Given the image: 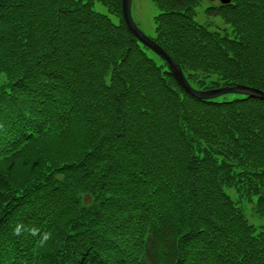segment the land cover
I'll return each mask as SVG.
<instances>
[{
  "label": "trees",
  "instance_id": "trees-1",
  "mask_svg": "<svg viewBox=\"0 0 264 264\" xmlns=\"http://www.w3.org/2000/svg\"><path fill=\"white\" fill-rule=\"evenodd\" d=\"M152 1L193 87L264 90V0L209 2L222 30ZM228 94L189 93L123 0H0V264H264L230 193L264 217V99Z\"/></svg>",
  "mask_w": 264,
  "mask_h": 264
},
{
  "label": "rangeland",
  "instance_id": "rangeland-1",
  "mask_svg": "<svg viewBox=\"0 0 264 264\" xmlns=\"http://www.w3.org/2000/svg\"><path fill=\"white\" fill-rule=\"evenodd\" d=\"M209 2L215 5L220 4L219 0H202L196 8L195 19L202 24H206L211 29L222 30L226 24L221 16L209 14L206 11ZM96 8L108 13L106 7L100 3L96 4ZM132 13L136 23L142 31H144L148 36L156 35L155 17L160 13V10L152 0H133ZM221 97L232 99L235 95L226 94ZM230 193L235 200L239 201V204L244 208L249 220L256 225L257 230H264V217L255 212L254 204L245 199L239 200V196L234 189H230Z\"/></svg>",
  "mask_w": 264,
  "mask_h": 264
},
{
  "label": "water",
  "instance_id": "water-1",
  "mask_svg": "<svg viewBox=\"0 0 264 264\" xmlns=\"http://www.w3.org/2000/svg\"><path fill=\"white\" fill-rule=\"evenodd\" d=\"M221 1L224 3L232 2V0H221ZM132 3L133 0H123V13L130 30L133 32L134 35H136L139 38V40L145 46L150 48L152 51L158 53L162 58L169 61L172 67V72L174 73V76L176 77L177 81L180 84H182V86L188 92H190L191 94H193L194 96L200 99H210V98L213 99L229 92L244 93L250 96L264 98V90L246 85H234V86L226 85V86L212 88L209 90H200L193 87L187 80L182 67L165 51V49L156 40L148 37L139 28L138 24L136 23L133 17Z\"/></svg>",
  "mask_w": 264,
  "mask_h": 264
},
{
  "label": "bare ground",
  "instance_id": "bare-ground-1",
  "mask_svg": "<svg viewBox=\"0 0 264 264\" xmlns=\"http://www.w3.org/2000/svg\"><path fill=\"white\" fill-rule=\"evenodd\" d=\"M220 1V3H223V4H227V3H224V2H222L221 0H219ZM140 28V27H139ZM130 29V28H129ZM141 29V28H140ZM131 31V30H130ZM132 32V31H131ZM144 32V31H143ZM133 33V32H132ZM145 33V32H144ZM146 34V33H145ZM147 35V34H146ZM136 36V35H135ZM148 36V35H147ZM137 37V36H136ZM148 37H150V36H148ZM138 38V37H137ZM151 38V37H150ZM139 39V38H138ZM166 51V50H165ZM167 52V51H166ZM156 53V52H155ZM168 53V52H167ZM158 54V53H157ZM169 54V53H168ZM159 55V54H158ZM170 55V54H169ZM160 56V55H159ZM171 56V55H170ZM161 57V56H160ZM172 57V56H171ZM162 58V57H161ZM173 58V57H172ZM164 59V58H163ZM174 59V58H173ZM166 60V59H165ZM175 60V59H174ZM167 61V60H166ZM176 61V60H175ZM168 63H169V61H167ZM177 62V61H176ZM178 63V62H177ZM179 64V63H178ZM169 65H170V63H169ZM180 65V64H179ZM181 66V65H180ZM182 67V66H181ZM170 68H171V70H172V67H171V65H170ZM183 69V68H182ZM187 78V77H186ZM188 80V79H187ZM190 83V82H189ZM182 85V84H181ZM237 85H243V84H237ZM234 86V85H233ZM246 86H249V85H246ZM252 87V86H251ZM198 89V88H197ZM260 89V88H259ZM200 90H209V89H200ZM263 90V89H262ZM190 93V92H189ZM229 93H237V92H229ZM226 94H228V93H226ZM239 94H244V93H239ZM193 95V94H192ZM225 95V94H224ZM244 95H247V94H244ZM222 96V95H221ZM196 97V96H195ZM200 99V98H199ZM211 99V98H210ZM262 99H264V98H262Z\"/></svg>",
  "mask_w": 264,
  "mask_h": 264
}]
</instances>
